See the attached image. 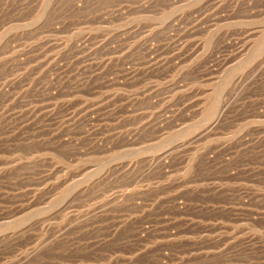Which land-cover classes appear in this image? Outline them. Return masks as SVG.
<instances>
[{"label":"rangeland","instance_id":"rangeland-1","mask_svg":"<svg viewBox=\"0 0 264 264\" xmlns=\"http://www.w3.org/2000/svg\"><path fill=\"white\" fill-rule=\"evenodd\" d=\"M0 264H264V0H0Z\"/></svg>","mask_w":264,"mask_h":264}]
</instances>
